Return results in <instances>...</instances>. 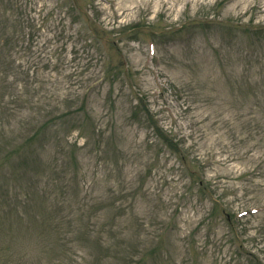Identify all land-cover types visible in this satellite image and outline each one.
I'll list each match as a JSON object with an SVG mask.
<instances>
[{
  "label": "rangeland",
  "instance_id": "rangeland-1",
  "mask_svg": "<svg viewBox=\"0 0 264 264\" xmlns=\"http://www.w3.org/2000/svg\"><path fill=\"white\" fill-rule=\"evenodd\" d=\"M0 264H264V0H0Z\"/></svg>",
  "mask_w": 264,
  "mask_h": 264
}]
</instances>
